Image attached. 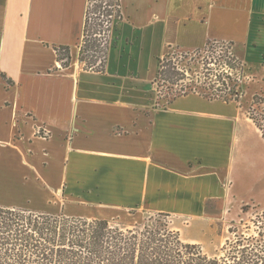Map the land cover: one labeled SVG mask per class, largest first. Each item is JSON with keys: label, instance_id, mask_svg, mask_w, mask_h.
Returning <instances> with one entry per match:
<instances>
[{"label": "crops", "instance_id": "0c3cea01", "mask_svg": "<svg viewBox=\"0 0 264 264\" xmlns=\"http://www.w3.org/2000/svg\"><path fill=\"white\" fill-rule=\"evenodd\" d=\"M87 3L0 0V207L87 219L264 209V139L241 105L154 100L158 60L207 42L228 44L261 88L264 0H118L103 72L78 60Z\"/></svg>", "mask_w": 264, "mask_h": 264}, {"label": "trees", "instance_id": "16d2710c", "mask_svg": "<svg viewBox=\"0 0 264 264\" xmlns=\"http://www.w3.org/2000/svg\"><path fill=\"white\" fill-rule=\"evenodd\" d=\"M93 1L97 16L90 20L86 9L78 60L87 70L103 72L112 23L121 16L118 0ZM112 7L116 8L114 13ZM55 51L59 67L67 68L69 48L59 46ZM193 60L200 65V72L189 77L186 73L191 71ZM243 69L228 44L207 42L202 49L168 52L160 58L154 83L157 88L161 84L179 87L166 104L189 93L237 103L243 95L239 88ZM246 113L264 139V98L255 95ZM249 209L254 211L253 233L235 234L217 254L208 255L201 245L182 241L163 213L131 228H121L106 219L0 207V264H264V210L254 205L241 207L242 213ZM229 232L233 233L231 229Z\"/></svg>", "mask_w": 264, "mask_h": 264}, {"label": "rangeland", "instance_id": "374dc122", "mask_svg": "<svg viewBox=\"0 0 264 264\" xmlns=\"http://www.w3.org/2000/svg\"><path fill=\"white\" fill-rule=\"evenodd\" d=\"M95 6L96 3L93 0H88V17L90 20L97 16V13H95L94 10ZM115 21L116 20H113L112 25ZM89 23L92 22L90 21ZM77 51L79 52V48ZM211 51L215 54L220 53L219 49H213ZM173 52L180 53L174 49L169 51L170 54ZM190 64L191 71H187L186 74L189 77H194L198 74V72H200V65H198L197 62H194V60L191 61ZM182 66L184 67V65ZM233 78H235V76ZM239 82V88L243 95L239 98L237 103L243 107L244 111H247L248 106L252 102L255 95H259L264 98V85H261L262 87L260 88V82L252 80L245 69H243V72L241 73ZM178 88L179 87L168 84H161L157 88L156 83H154V100L157 102L159 107L161 104H165L166 99L178 90ZM247 203V205H257L255 202L252 204V202L248 201ZM238 206L239 204L236 203L226 204L224 208H218V205H210V207H213L211 208V211H208L205 216L199 218H188L169 214L165 217V219L167 220L170 228L179 233L182 241L186 243L199 244L206 254L215 255L219 252L220 248L227 240L233 239L235 234H242L247 230L248 234H251L255 229V226L252 224V221L255 219L253 214L254 211L249 209L247 212L242 213V206ZM259 209L264 210L262 208ZM89 213V216H87L89 219H91L90 216L92 215H95L96 217H105L109 221L115 222V224L121 228H131L135 225L142 224L144 221L154 218L160 213L167 214L164 212L146 211L138 207L115 211L108 215L100 212ZM229 229H231L233 233H230Z\"/></svg>", "mask_w": 264, "mask_h": 264}, {"label": "built area", "instance_id": "2783aa9c", "mask_svg": "<svg viewBox=\"0 0 264 264\" xmlns=\"http://www.w3.org/2000/svg\"><path fill=\"white\" fill-rule=\"evenodd\" d=\"M88 8V3H87V7H86V9ZM113 8V13H114V9H116L115 7H112Z\"/></svg>", "mask_w": 264, "mask_h": 264}]
</instances>
